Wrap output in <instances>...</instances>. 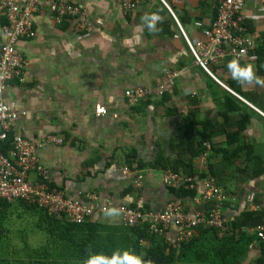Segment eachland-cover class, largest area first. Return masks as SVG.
Listing matches in <instances>:
<instances>
[{
	"label": "crops",
	"instance_id": "1",
	"mask_svg": "<svg viewBox=\"0 0 264 264\" xmlns=\"http://www.w3.org/2000/svg\"><path fill=\"white\" fill-rule=\"evenodd\" d=\"M163 1L139 0L133 10L123 12L118 0H76L86 11L82 18L86 28L78 33L74 30L78 18L58 25L46 12L35 14L34 37L16 45L25 60V82L10 81L2 93L6 105L24 111L14 133L33 140L47 135L61 139L38 148L36 155L48 168L53 187L65 195L82 200L85 192H94L115 204L157 211L174 197L165 185L164 170L138 168L136 162L128 166L127 161H133L130 152L135 150L143 162L159 152L173 159L176 141L184 138L181 116L191 112L198 121L192 131L198 130V142L207 149L193 159L184 153L183 160L193 164L186 170L212 178L227 194L226 216L234 219L242 211H256L259 218L243 227L251 234L255 222H264V86L234 81L225 67L230 57L210 67L222 86L190 55L177 24L189 41L201 39L202 29L216 15L218 0ZM153 12L161 17L154 32L141 22L142 16ZM241 13L245 34L253 39L260 57L256 62H239L251 64L264 80V11L245 2ZM3 24L0 17V30ZM167 72L178 76L161 96L126 105L124 90L156 86L165 81ZM222 89L238 94L244 101L231 93L253 111L239 131L237 114L223 120L218 111ZM96 103L106 108L105 116H94ZM236 131L237 136H228ZM227 142H242L250 161L245 152L234 158L228 152L227 158L223 151ZM249 194L251 201L246 199ZM194 198L184 203L185 211L202 205ZM95 217L120 223L115 213ZM169 230L171 241L177 228L171 225ZM260 249L256 239L250 242L240 264H257Z\"/></svg>",
	"mask_w": 264,
	"mask_h": 264
},
{
	"label": "built area",
	"instance_id": "2",
	"mask_svg": "<svg viewBox=\"0 0 264 264\" xmlns=\"http://www.w3.org/2000/svg\"><path fill=\"white\" fill-rule=\"evenodd\" d=\"M138 1L118 0L123 12L133 10ZM245 2L259 6L264 11V0H218L215 17L202 29V38L196 41H189L177 24L179 34L194 62L222 86L210 73L212 65L221 63L226 57H237L251 62H256L258 58L253 39L245 34L243 26L241 12ZM42 11L58 25L80 19L74 26L76 33L86 28L82 19L86 11L76 0H0V17L4 20L0 30V140L6 139L8 133L13 135L11 148L5 154L0 151V206L3 202H24L26 205H36L49 215L63 217L77 224L112 210L124 225L148 222L150 232L166 239L171 235L169 227L175 226L177 232L172 240L173 246L189 241L198 228H213L218 237L227 233L233 220V217L224 214L227 194L209 177L199 178L195 175L164 171L163 178L168 188L184 186L197 190V198L194 199L202 205L190 213L185 211L184 203L178 199L171 200L160 210L154 211L133 208L122 203L115 204L94 192H85L82 200L74 199L65 195L63 190L50 186V172L39 161L36 151L48 144L60 143L61 139L47 135L33 140L23 134H15L14 126L24 111L18 113L2 99L8 82H25V60L17 51L16 45L22 39L34 37L33 18ZM176 76L178 72H167L165 81L156 86L124 90L126 105L131 106L150 97L161 96L166 87L173 84ZM229 91L244 101L238 94ZM93 112L95 117L107 114L106 108L99 103L94 104ZM112 116L116 117L117 114ZM126 171L124 168V172ZM246 199L251 201L252 195L249 194ZM249 231L264 251V222L253 224Z\"/></svg>",
	"mask_w": 264,
	"mask_h": 264
},
{
	"label": "trees",
	"instance_id": "3",
	"mask_svg": "<svg viewBox=\"0 0 264 264\" xmlns=\"http://www.w3.org/2000/svg\"><path fill=\"white\" fill-rule=\"evenodd\" d=\"M256 52L259 58L260 50H256ZM222 92V100L217 103L218 111H220L223 120L235 118L234 114H237L239 131L243 128L245 121H249L253 111L231 93L224 89ZM181 122L184 138H179L176 141V145L173 147L176 155L173 159L164 157L163 153L159 152L153 160L143 162L137 158L134 150L130 152L133 161L129 159L127 165L131 166L136 162L138 168L149 166L175 173L194 174L187 172L186 168L191 169L193 164L190 161L185 162L182 158L183 154L187 153L189 159H193L204 154L207 147L203 142H198V130L192 131L193 124L198 125L193 113L183 114ZM238 134L239 132L236 131L228 133V136H237ZM12 138V133H8L6 139L0 140L2 153L5 154L11 148ZM244 150L245 145L242 142L235 145L227 142V146L223 148L227 158H230L231 154L234 158L239 153L245 152ZM228 152L231 154L227 155ZM245 155H247L246 152ZM245 159L250 161L251 158L247 155ZM209 167L211 168V166ZM256 169L258 173L259 170ZM205 175L200 173L199 176ZM169 191L174 195V199L183 203L192 200L197 194L196 189L184 186L169 188ZM126 205L144 209L135 204ZM15 207H21L25 212H29V215L35 220V227L45 233L46 239L40 246L26 247L20 254L16 253V249H14L16 254L11 257L8 243L3 238L5 232L1 229L2 222L6 220L9 213L16 209ZM258 218L259 215L256 211L245 210L235 216L230 222L229 231L223 236L218 237L213 228H202L191 240L179 246H173L172 240L169 241L150 232L148 222L129 226L124 225L121 221L120 223L102 222L93 216L85 222L77 224L69 222L63 217L49 215L36 205H26L24 202H3L0 206V264H80V261L90 252H99L107 256L116 249H129L140 255L149 264H240L241 256L247 251L248 244L255 240L254 235L246 232L243 227ZM260 250L261 253L256 262L264 264V251L262 248Z\"/></svg>",
	"mask_w": 264,
	"mask_h": 264
},
{
	"label": "clouds",
	"instance_id": "4",
	"mask_svg": "<svg viewBox=\"0 0 264 264\" xmlns=\"http://www.w3.org/2000/svg\"><path fill=\"white\" fill-rule=\"evenodd\" d=\"M161 17L153 12L141 17V22L149 31H157L156 24ZM231 78L237 83L252 84L264 86V80L256 76L251 64H240L237 57H233L225 65ZM107 214L112 215L114 211L110 210ZM80 264H149L148 261L129 249H116L110 255L103 253L90 252L84 257Z\"/></svg>",
	"mask_w": 264,
	"mask_h": 264
},
{
	"label": "rangeland",
	"instance_id": "5",
	"mask_svg": "<svg viewBox=\"0 0 264 264\" xmlns=\"http://www.w3.org/2000/svg\"><path fill=\"white\" fill-rule=\"evenodd\" d=\"M205 172L207 174L208 170ZM15 208L2 222L3 227L1 229L5 232L3 238L8 243V251L11 257H14L16 253H23L26 247L40 246L46 239L45 233L35 227V220L29 215V212H25L21 207ZM14 249H16V253H14Z\"/></svg>",
	"mask_w": 264,
	"mask_h": 264
}]
</instances>
